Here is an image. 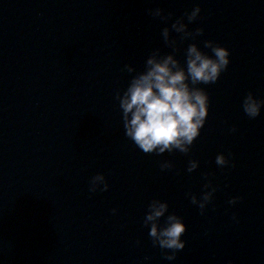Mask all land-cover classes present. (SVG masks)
<instances>
[{
  "label": "water",
  "instance_id": "1",
  "mask_svg": "<svg viewBox=\"0 0 264 264\" xmlns=\"http://www.w3.org/2000/svg\"><path fill=\"white\" fill-rule=\"evenodd\" d=\"M197 5L189 31L203 34L173 31L169 47L163 29ZM207 40L231 63L195 85L210 97L201 135L187 154H145L116 99L136 74L125 65L144 71L156 49L185 64L193 43L211 54ZM250 92L264 100V0H0V264H264V111L244 113ZM101 173L110 188L93 193ZM209 182L201 212L191 197ZM155 199L188 226L174 261L144 225Z\"/></svg>",
  "mask_w": 264,
  "mask_h": 264
},
{
  "label": "clouds",
  "instance_id": "2",
  "mask_svg": "<svg viewBox=\"0 0 264 264\" xmlns=\"http://www.w3.org/2000/svg\"><path fill=\"white\" fill-rule=\"evenodd\" d=\"M149 12L165 21L172 15H165L163 8L150 9ZM201 12L202 8L197 5L186 13L187 22L182 17L172 23L170 28L165 27L162 32L165 43L169 47H177L178 42L171 36L173 31L182 34L183 39L202 35L203 28L195 32L189 31V24L196 21ZM204 46L211 49V54L193 43L187 48L185 64H181L174 53L161 55L160 50L156 49L147 59L144 71L137 73L134 66L125 65L128 73L136 74L122 93L117 92L116 99L122 111L124 134L145 154L162 155L175 151L187 154L201 135L210 115V97L205 89L195 85L216 83L231 63L229 48L212 40L205 41ZM242 107L248 117L257 118L264 111V100L250 92ZM232 131L236 129L233 128ZM215 162L223 167L229 164V159L221 153L217 155ZM172 167L170 161L161 163L164 170ZM199 167L198 160H191L187 170L194 172ZM204 187L206 191L202 198L195 195L191 197L192 203L201 212L206 210L217 190L211 182ZM109 188L106 176L101 173L92 178L89 190L93 193L107 192ZM239 199L234 197L229 203L234 205ZM169 207L167 201L153 200L148 206L144 225L150 228L149 236L155 245L162 250H172L165 259L174 261L176 253L187 245L183 237L188 226L181 216L170 214ZM116 211L113 209L114 213Z\"/></svg>",
  "mask_w": 264,
  "mask_h": 264
}]
</instances>
